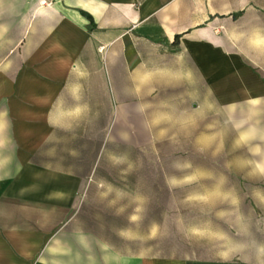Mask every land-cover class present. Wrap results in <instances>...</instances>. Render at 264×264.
I'll use <instances>...</instances> for the list:
<instances>
[{"label": "rangeland", "instance_id": "1", "mask_svg": "<svg viewBox=\"0 0 264 264\" xmlns=\"http://www.w3.org/2000/svg\"><path fill=\"white\" fill-rule=\"evenodd\" d=\"M235 77L153 74L132 90L118 82L99 123L82 115L62 124L82 141L67 148L79 154H69L66 166L84 176L57 178L29 193L21 187L29 200H1L0 228H32L43 243L61 237L78 264L155 257L264 264V107L220 97ZM247 110V121L235 125ZM0 148L1 162L22 163L9 140ZM64 157L39 158L64 166ZM9 189L0 186V195ZM47 195L60 202L43 201ZM45 247L36 259L49 253Z\"/></svg>", "mask_w": 264, "mask_h": 264}, {"label": "crops", "instance_id": "2", "mask_svg": "<svg viewBox=\"0 0 264 264\" xmlns=\"http://www.w3.org/2000/svg\"><path fill=\"white\" fill-rule=\"evenodd\" d=\"M0 60V147L9 140L22 158L0 161V186L10 188L0 201L29 200L21 187L29 193L57 178L84 176L66 166L67 148L82 141L62 124L82 115L99 123L118 82L132 90L153 74L236 76L220 97L264 107V0H0ZM249 111L234 124L246 122ZM93 138L86 137L91 148ZM95 140L98 155V132ZM43 155H64V166L42 162ZM93 170L91 163L83 171ZM41 236L32 228H0V264H78L61 237L43 243ZM44 245L49 253L36 259ZM140 263L248 264L174 257Z\"/></svg>", "mask_w": 264, "mask_h": 264}, {"label": "trees", "instance_id": "3", "mask_svg": "<svg viewBox=\"0 0 264 264\" xmlns=\"http://www.w3.org/2000/svg\"><path fill=\"white\" fill-rule=\"evenodd\" d=\"M177 40H178V36L175 37V39H174V43H176Z\"/></svg>", "mask_w": 264, "mask_h": 264}]
</instances>
